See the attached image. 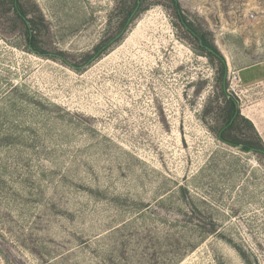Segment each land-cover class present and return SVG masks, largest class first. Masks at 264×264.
<instances>
[{
	"label": "rangeland",
	"instance_id": "1",
	"mask_svg": "<svg viewBox=\"0 0 264 264\" xmlns=\"http://www.w3.org/2000/svg\"><path fill=\"white\" fill-rule=\"evenodd\" d=\"M26 1L78 70L0 8V264H264V157L220 139L226 86L264 144V0H178L222 80L169 3L86 63L116 0Z\"/></svg>",
	"mask_w": 264,
	"mask_h": 264
},
{
	"label": "trees",
	"instance_id": "2",
	"mask_svg": "<svg viewBox=\"0 0 264 264\" xmlns=\"http://www.w3.org/2000/svg\"><path fill=\"white\" fill-rule=\"evenodd\" d=\"M163 2L171 5L186 29L198 39L201 47L207 49L208 54L218 61L220 66L218 75L222 80L224 76L227 75V66L224 58L221 56L216 46L208 41L206 35L202 34L194 26L187 23L186 19L181 14L178 0H116L114 12H116V17L120 21L117 27V32L114 36L109 39L107 38L104 42L96 46L92 53H87L85 55L86 63L98 60L104 56L113 43L118 41L116 40L117 36L122 32L127 31L141 13L148 11L152 6L160 5ZM1 7H4V11H9L8 13L12 15L14 24L18 27L20 34L23 35L28 49L32 54L41 58H57L74 70H78L77 66L72 65L67 60V55L65 53L56 52L53 54L52 50H50L45 40L49 32V27L45 17L36 4H30L26 0H0V8ZM220 90L221 97L225 104L223 116L224 126L222 127V130L224 131H221L220 139L243 152L255 151L264 157V144L261 140L254 142L239 136L230 139V135L239 132L242 121L250 126L251 129H254V126L248 119L241 116L239 101L236 97L231 96L226 92V86H222Z\"/></svg>",
	"mask_w": 264,
	"mask_h": 264
},
{
	"label": "water",
	"instance_id": "3",
	"mask_svg": "<svg viewBox=\"0 0 264 264\" xmlns=\"http://www.w3.org/2000/svg\"><path fill=\"white\" fill-rule=\"evenodd\" d=\"M134 15V14H133ZM123 33V32H122ZM122 33L120 35H122Z\"/></svg>",
	"mask_w": 264,
	"mask_h": 264
}]
</instances>
